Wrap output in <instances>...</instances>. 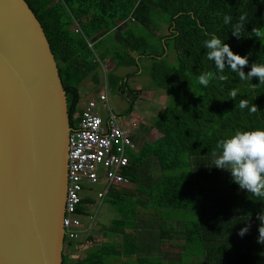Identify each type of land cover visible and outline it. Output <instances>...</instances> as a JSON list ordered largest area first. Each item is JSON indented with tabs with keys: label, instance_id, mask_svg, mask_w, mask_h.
<instances>
[{
	"label": "trees",
	"instance_id": "trees-1",
	"mask_svg": "<svg viewBox=\"0 0 264 264\" xmlns=\"http://www.w3.org/2000/svg\"><path fill=\"white\" fill-rule=\"evenodd\" d=\"M23 1L39 22L56 62L71 128L86 103L101 94L107 96L105 90H126L134 97L123 113H116L120 119L129 117L143 90L131 88L128 82L143 60L150 62L148 75L154 88L164 91L160 93L164 105L147 129L139 121L133 123L136 131L140 126L145 132L154 130L159 137L142 142L135 152L129 150V164L119 174L148 196L146 207L185 211L186 228L179 235L188 256L180 264L190 257H202L204 264H264V245L257 243V215L264 210V202L238 189L228 173L209 167L218 141L236 131L264 129V85L255 77L241 80L227 67L222 73L227 79L220 81L214 62L207 59L202 47L208 38L205 33L215 34L234 54L248 57L245 74L253 63L264 64V38L256 35L264 33V0ZM243 13L248 23L244 36L237 40L223 17L232 16L234 23ZM170 53L174 63L168 59ZM106 62L113 67L101 74ZM121 67L134 70L116 75ZM202 73L212 74L207 87L198 83ZM87 82L98 87V92L80 108L79 87L86 91ZM233 90L237 92L235 100L230 95ZM241 99L248 101L249 108H239ZM252 105L257 111H250ZM150 159L160 172L156 179L147 167ZM125 186L107 188L104 201L124 215L120 222L134 223L135 206L140 202L130 191L114 190ZM94 187L104 190L100 185ZM126 199L131 207L124 205ZM92 203L89 197L81 200L76 208L81 220L91 216L87 207ZM246 223L251 227L241 238L237 233ZM137 250L135 244L99 243L86 248L84 257L74 261L63 254L62 264H130L122 258L135 256ZM140 261L133 264H152L153 260Z\"/></svg>",
	"mask_w": 264,
	"mask_h": 264
},
{
	"label": "water",
	"instance_id": "water-1",
	"mask_svg": "<svg viewBox=\"0 0 264 264\" xmlns=\"http://www.w3.org/2000/svg\"><path fill=\"white\" fill-rule=\"evenodd\" d=\"M70 129L39 22L0 0V264H62Z\"/></svg>",
	"mask_w": 264,
	"mask_h": 264
},
{
	"label": "built area",
	"instance_id": "built-area-1",
	"mask_svg": "<svg viewBox=\"0 0 264 264\" xmlns=\"http://www.w3.org/2000/svg\"><path fill=\"white\" fill-rule=\"evenodd\" d=\"M111 110L108 97L101 94L86 103L76 126L70 129L62 220L64 242H75L83 231L90 229V217L83 222L76 214L86 188L102 186L104 190L96 194V199L101 201L107 188L129 184L119 172L129 164L128 151H136L131 131L135 124L129 126Z\"/></svg>",
	"mask_w": 264,
	"mask_h": 264
},
{
	"label": "clouds",
	"instance_id": "clouds-1",
	"mask_svg": "<svg viewBox=\"0 0 264 264\" xmlns=\"http://www.w3.org/2000/svg\"><path fill=\"white\" fill-rule=\"evenodd\" d=\"M223 23L229 26L232 36L239 40L244 36L248 17L246 13L240 14L233 23V17L225 15ZM256 35L260 37L259 32ZM205 36L208 38L203 41L202 47L207 50V59L214 62L217 78L220 81L227 79L222 74L227 67L232 72L238 73L241 80L251 81L255 77L258 78L259 84L264 85V64L253 63L245 74L243 69L248 65L247 56L242 57L234 54L230 46L215 34L205 33ZM211 75V73L200 74L197 78L199 85L207 87ZM230 95L231 99L235 100L237 92L233 90ZM239 108L242 110L249 108L248 101L241 99ZM250 111L255 112L257 108L252 105ZM209 167L228 173L231 182L236 184L238 189L252 194L257 198V201L264 202V129L236 131L230 137L218 141L216 151L212 152V161ZM90 189L92 188H86L85 191ZM257 220L259 221L257 243L264 245V210H261L257 215ZM250 227V223H246L239 229L237 235L243 238L249 232Z\"/></svg>",
	"mask_w": 264,
	"mask_h": 264
},
{
	"label": "crops",
	"instance_id": "crops-1",
	"mask_svg": "<svg viewBox=\"0 0 264 264\" xmlns=\"http://www.w3.org/2000/svg\"><path fill=\"white\" fill-rule=\"evenodd\" d=\"M140 71L141 70L137 71V73L139 74ZM134 89L138 90L139 88L135 87ZM86 100L87 99L80 102V108L84 106ZM137 119L138 118H136L135 120ZM139 128L140 126H138V129ZM150 131H148V133ZM137 135L138 133L134 134L133 137L135 146V139L137 138ZM156 135V138H158L159 136L157 133ZM122 189H124V187H118L114 190ZM124 190L128 191V189L126 188ZM138 193L139 197L136 200H138L140 203L135 206L136 220L134 223H124L120 222V220L124 218V215L117 213L110 203L104 201L106 196L100 202L99 206H97L95 204L94 197H91V194H87V191H84L83 198L89 197L93 200V203L89 204L87 207L89 212L91 213L90 229L87 231H83L82 236L86 239L87 243L93 240L94 236H98L99 239H101L100 243L117 245L127 244L130 246L135 244V246L138 247L136 255L131 258H122L124 262H129L130 264H133L137 260L142 261L144 258L153 260L152 264H180V260H182L184 256H187L186 251L182 249L183 241L179 235V231L186 228L183 219L184 215L186 214L185 211H176L168 208H148L146 207L148 204V196L139 191ZM140 195H143L146 198L144 199ZM126 200L124 201V205L131 207L129 204L132 203L129 200ZM107 207L114 210L118 215L115 218H111L110 215L106 212ZM156 210L161 213L159 216H157V214L155 213ZM175 212L178 213L176 214ZM114 221L116 223H114ZM121 227H124L123 231L120 230ZM162 232H165L166 235H163ZM163 239V245L159 247L160 242ZM130 249L134 250V247ZM184 263L204 264L202 257H190V259H186V261H184L182 264Z\"/></svg>",
	"mask_w": 264,
	"mask_h": 264
},
{
	"label": "rangeland",
	"instance_id": "rangeland-1",
	"mask_svg": "<svg viewBox=\"0 0 264 264\" xmlns=\"http://www.w3.org/2000/svg\"><path fill=\"white\" fill-rule=\"evenodd\" d=\"M128 25V24H127ZM264 36V33L261 34L260 37ZM169 61L171 63H174V58L173 55L170 53L169 55ZM144 62L142 63L141 67H140V72L139 74L137 73L135 76H133L128 84L131 88H139L142 91L138 101L134 104V109L132 114L129 115V117H125L124 121L125 123L130 126V124L132 122H134L133 120H135L136 118H138V121H141L143 124L141 125V127H145L147 129V127L149 126V121L151 118H153L155 115H157V113L159 112L160 108L164 105V97H161L160 93H163L161 89H156L154 88V86L152 85L151 79L148 75V71H149V65L150 62H148L147 60H143ZM106 65H104V67L101 69V74L105 73L106 71H108L109 68L113 67V64L106 62ZM134 68H125V67H121L118 68L114 73L116 75H125L126 73H130L131 71H133ZM88 86L89 87H85L86 91L84 92L83 87H79L80 90V94H81V101H84L85 99H89V97H95L93 96V94L97 93L98 87L92 86L89 82ZM87 86V85H86ZM157 91V92H156ZM105 92L107 93L110 105L112 107V109L114 110L115 113H123V111L129 106V103L131 101H129V99H127L125 96L120 95V92L118 90H105ZM134 114V115H133ZM137 120H135V122H137ZM140 122V123H141ZM144 128H139L138 131H136V129L131 130L134 134L138 133L137 138L135 139L136 142V146H135V150H137L140 145L142 144V142H150L155 140L156 138V133L151 130L149 133L145 132L143 130ZM134 137V135H133ZM149 164H148V168L151 170L152 172V177L157 178L160 176V172L157 168L156 163L154 162V160H148ZM128 189V191L132 192L131 194L133 195V199H138L139 197V193H138V186L136 184L134 185H127L126 187H124V189ZM91 190V191H90ZM89 191L87 190V194H91V197H94V201L95 204L97 206H99L100 201L98 199H96V193L99 190V187H94L92 189H90ZM142 198H146L143 195H140ZM155 210V209H154ZM106 212L110 215L111 218H115L118 214L110 209L109 207H107ZM157 214V216H159L161 213H159L158 210H156L155 212ZM176 214L178 212H175ZM173 217V216H172ZM85 222V221H83ZM77 242H79L78 244L72 245V246H67V242H64V247H63V253L62 254H68V258L69 261H74L76 259H80L82 257H84L85 255V250L86 248H88L89 246H94L95 244H98L101 242V239H99L98 236H94L93 240H91L89 243H87L86 239L81 236ZM186 248H190L188 246H185ZM191 249V248H190ZM189 250V249H188ZM187 251V250H186ZM188 256V254H187ZM186 256V258H187Z\"/></svg>",
	"mask_w": 264,
	"mask_h": 264
},
{
	"label": "flooded vegetation",
	"instance_id": "flooded-vegetation-1",
	"mask_svg": "<svg viewBox=\"0 0 264 264\" xmlns=\"http://www.w3.org/2000/svg\"><path fill=\"white\" fill-rule=\"evenodd\" d=\"M121 91V90H120ZM127 92H126V90H125V94H126Z\"/></svg>",
	"mask_w": 264,
	"mask_h": 264
}]
</instances>
